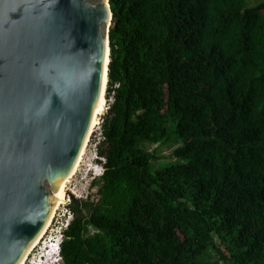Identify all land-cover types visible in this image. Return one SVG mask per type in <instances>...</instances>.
<instances>
[{
    "label": "trees",
    "instance_id": "obj_1",
    "mask_svg": "<svg viewBox=\"0 0 264 264\" xmlns=\"http://www.w3.org/2000/svg\"><path fill=\"white\" fill-rule=\"evenodd\" d=\"M109 4L104 172L62 264H264V2ZM172 139L153 172L145 146Z\"/></svg>",
    "mask_w": 264,
    "mask_h": 264
},
{
    "label": "water",
    "instance_id": "obj_2",
    "mask_svg": "<svg viewBox=\"0 0 264 264\" xmlns=\"http://www.w3.org/2000/svg\"><path fill=\"white\" fill-rule=\"evenodd\" d=\"M112 20L109 0H0V264H59L65 192L102 172Z\"/></svg>",
    "mask_w": 264,
    "mask_h": 264
},
{
    "label": "rangeland",
    "instance_id": "obj_3",
    "mask_svg": "<svg viewBox=\"0 0 264 264\" xmlns=\"http://www.w3.org/2000/svg\"><path fill=\"white\" fill-rule=\"evenodd\" d=\"M263 2L264 0H246V7L248 8L255 7ZM106 102H107L106 106H108L112 102V99H108L106 100ZM105 117H107V115H105L104 118ZM145 148L146 150L150 151L154 155V160L152 161V171L153 172H155V170L158 169V167H160L161 165L178 162V159L175 158L173 155L174 150L177 148V145L175 144L174 139H172V141H170V143L168 144L146 145ZM98 162L101 164L103 163L102 160H98ZM93 166L96 167V165H93ZM91 183L92 181L90 182L86 192L84 193L83 196H81V198L86 199L87 197L91 201H97L98 200V197L96 195L97 188L92 187ZM67 191L68 190H66L65 192L66 195H67ZM59 264H62L60 257H59Z\"/></svg>",
    "mask_w": 264,
    "mask_h": 264
},
{
    "label": "built area",
    "instance_id": "obj_4",
    "mask_svg": "<svg viewBox=\"0 0 264 264\" xmlns=\"http://www.w3.org/2000/svg\"><path fill=\"white\" fill-rule=\"evenodd\" d=\"M112 101H113V100H112ZM101 127H102V126H101ZM102 139H103V137H102V129H101V131H100V140H99V143H100V141H101ZM99 143H98V145H99ZM98 145L96 146V156H95V159H94V161H93V165H96V167L100 168V169L102 170V172H101L100 175L95 176V177L92 179V181L95 180V179H97V178H99V177H101V176L103 175V172H104L103 164H105V159H104V158H101V157L99 156V154H98ZM97 160H102L103 163H102V164H99V163H97ZM67 196H68V198H69V200H70V203H69L67 206H65V210H66V212L68 213V215H70V216L72 217V219L70 220V222L67 224V226H66V227L63 229V231L61 232L60 238L63 236L64 231L69 227V225L71 224V222H72L73 219H74L73 213L71 212V210H70V208H69V206H70V204H71V201H72V198L85 200V199H83V198H81V197H76L71 191H69V192L67 191ZM86 199H87V197H86Z\"/></svg>",
    "mask_w": 264,
    "mask_h": 264
},
{
    "label": "clouds",
    "instance_id": "obj_5",
    "mask_svg": "<svg viewBox=\"0 0 264 264\" xmlns=\"http://www.w3.org/2000/svg\"><path fill=\"white\" fill-rule=\"evenodd\" d=\"M97 163H99L98 160H97ZM99 164H101V163H99ZM62 242H63V236L60 238V241H59V257L60 258H61L60 252H61V244H62Z\"/></svg>",
    "mask_w": 264,
    "mask_h": 264
},
{
    "label": "bare ground",
    "instance_id": "obj_6",
    "mask_svg": "<svg viewBox=\"0 0 264 264\" xmlns=\"http://www.w3.org/2000/svg\"><path fill=\"white\" fill-rule=\"evenodd\" d=\"M108 84V83H107ZM106 89H107V85H106V87H105V93H106ZM104 101H105V105H106V99H105V96H104ZM102 124V123H101Z\"/></svg>",
    "mask_w": 264,
    "mask_h": 264
}]
</instances>
